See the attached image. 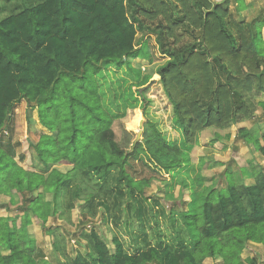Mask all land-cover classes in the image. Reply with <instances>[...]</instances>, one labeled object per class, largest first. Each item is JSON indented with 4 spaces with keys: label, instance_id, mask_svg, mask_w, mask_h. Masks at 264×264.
<instances>
[{
    "label": "trees",
    "instance_id": "16d2710c",
    "mask_svg": "<svg viewBox=\"0 0 264 264\" xmlns=\"http://www.w3.org/2000/svg\"><path fill=\"white\" fill-rule=\"evenodd\" d=\"M0 2V193L7 199L0 203L6 213L0 216V264H43L45 255L28 228L35 223L53 235L46 225L61 217L69 187L74 197L83 194L93 203L113 172L128 179L131 161L160 177L182 165L181 149L146 118L144 87L135 90L140 133L122 122L127 107L111 86L137 83L129 61L138 58L139 32L156 34L167 60L156 75L185 145H196L205 130L235 127L236 138L264 158V135L260 141L242 126L264 110L256 102L264 94V46L258 28L233 19L231 3L238 14L241 0ZM185 33L192 37L182 43ZM21 101L37 110L47 131L30 143L43 174L21 166L25 156L13 129ZM123 133L135 138L127 148L119 144ZM90 157L93 176L85 173ZM246 168H240V179L226 172L224 189H189L188 208L179 213L189 249L151 246L129 254L116 235L110 248L92 230L88 264H256L242 255L248 244L264 248V170L254 163ZM243 176L252 183L246 185Z\"/></svg>",
    "mask_w": 264,
    "mask_h": 264
},
{
    "label": "rangeland",
    "instance_id": "374dc122",
    "mask_svg": "<svg viewBox=\"0 0 264 264\" xmlns=\"http://www.w3.org/2000/svg\"><path fill=\"white\" fill-rule=\"evenodd\" d=\"M230 13L236 21L244 18L235 13L234 6L230 7ZM150 28L153 29L154 26ZM229 28L231 32L234 31L231 26ZM191 37L185 33L182 43L189 42ZM155 38L156 34L151 32L137 34L138 58L129 61L137 83L121 85L115 82L118 86L113 85L109 73L105 80L108 78L106 81L113 85L111 86L113 91L116 90L115 93L120 94L121 102L127 107L122 122L137 134L140 133L138 125L140 111L137 102L140 98L135 94V90L137 87H144L142 90L148 100L146 118L154 123L169 144L175 143L181 149L182 165L169 171L167 176L160 177L146 170L140 163L131 161V166L125 170L128 179H121L119 171L113 172L103 185L102 197L95 199L93 203H87L83 194L79 198L74 197L75 190L69 187L61 198V217L50 218L47 222L46 226L53 229V235L43 231L35 223L28 228L45 255L43 264H88L86 253L90 246L89 232L92 230L104 238L110 248L111 239L116 235L122 240L129 254H135L151 246H167L173 250L189 249L191 247L189 237L179 215L188 208L191 194L189 189L197 192L215 184L219 189H224L223 175L226 172L235 179H240L241 169L251 164L246 150L249 152L252 147H247L242 140L236 138L234 129L229 133L216 132V137L210 129L204 131L205 138L197 139L196 145H185L182 130L173 120L171 107L158 83L156 70L167 60L160 54ZM111 97L110 92L109 97H106L109 104ZM259 98L264 104V94L257 99ZM51 116L46 113L44 118L49 121ZM244 123L250 133L261 140L264 135V110ZM13 129L14 141L20 143V150L25 156L21 166L25 170L43 174L45 170L31 146L38 141L40 134L47 132L38 118L37 110L28 107L24 101L15 105ZM225 135L229 137L226 138ZM217 136L222 140L217 141ZM134 139L131 133L129 135L123 133L119 144L127 148ZM252 162L258 165L255 161ZM89 163H95L92 157L85 161L84 165L87 168L85 173L87 176L88 174L93 176L89 170ZM260 167L264 169V163ZM242 180L250 183L244 176ZM97 182L100 185L103 181ZM86 185L87 190L95 191L90 184ZM84 191L82 188V192ZM6 200L0 193V203L7 202ZM5 215V211L0 209V216ZM242 257L253 258L256 264H264V248L248 244ZM204 263L220 264L213 260H205Z\"/></svg>",
    "mask_w": 264,
    "mask_h": 264
},
{
    "label": "crops",
    "instance_id": "0c3cea01",
    "mask_svg": "<svg viewBox=\"0 0 264 264\" xmlns=\"http://www.w3.org/2000/svg\"><path fill=\"white\" fill-rule=\"evenodd\" d=\"M232 6H234V8H236L237 4L232 2L230 7H232ZM239 7H240V12L238 13V15H240L242 18L243 17L245 18V19L243 18V20L241 19L239 21L240 22L241 21H245L246 23H251V24H253L254 28H258L259 32L261 33V37H262V41H263V45L262 46H264V0H241V2L239 4ZM256 102H260V104L261 103L263 104V101L261 100V98L256 99ZM242 126L246 128L245 123H243ZM233 129L236 130L235 127H232L230 129L224 130V131H216V130H213V129L212 130H213V133H215L214 135L216 137L218 132H220V133L224 132L225 133L226 131H228V133H229ZM247 130L250 132L249 129H247ZM205 131L207 132V130H205ZM225 137L228 138L229 136L225 135ZM202 138L203 139L205 138L204 131L202 133H200L199 136H198V139H202ZM233 138H234V136H232V139ZM215 139H217V138H215ZM220 140H222V139L220 137H218L217 141H220ZM208 141H210V140H208ZM247 147H252V146L249 145ZM246 151H247L246 153L250 156L251 164L253 163L252 161H255L258 164L259 168H263V167H260V165L262 163H264V158L258 152H255L253 147H252V150L249 151L250 153L248 152V150H246ZM241 154H243V153H241ZM249 164H250V162H249ZM247 180H249L250 183H245V181H244V183L246 185H250L252 183V180L248 179V178H247ZM205 260H211V259H205Z\"/></svg>",
    "mask_w": 264,
    "mask_h": 264
},
{
    "label": "water",
    "instance_id": "95a60500",
    "mask_svg": "<svg viewBox=\"0 0 264 264\" xmlns=\"http://www.w3.org/2000/svg\"><path fill=\"white\" fill-rule=\"evenodd\" d=\"M139 139V135L137 136V140Z\"/></svg>",
    "mask_w": 264,
    "mask_h": 264
}]
</instances>
